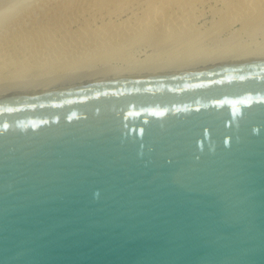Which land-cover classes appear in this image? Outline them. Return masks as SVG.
Here are the masks:
<instances>
[{
  "label": "water",
  "instance_id": "95a60500",
  "mask_svg": "<svg viewBox=\"0 0 264 264\" xmlns=\"http://www.w3.org/2000/svg\"><path fill=\"white\" fill-rule=\"evenodd\" d=\"M0 264H264V59L0 100Z\"/></svg>",
  "mask_w": 264,
  "mask_h": 264
},
{
  "label": "bare ground",
  "instance_id": "6f19581e",
  "mask_svg": "<svg viewBox=\"0 0 264 264\" xmlns=\"http://www.w3.org/2000/svg\"><path fill=\"white\" fill-rule=\"evenodd\" d=\"M204 2L205 0H147L138 12L139 15L131 11L132 15L129 13V16L120 19L128 13L130 5L141 2L0 0V99L51 91L69 83L95 78L100 81L117 77L150 79L227 65L229 62L264 59V45L259 48L245 47L240 51L227 53L228 55L192 58L191 47L198 37L197 26L194 27L193 24L196 20L193 12ZM12 6H17L13 10L15 14L6 16L5 10ZM225 8L227 16L230 13L238 14L243 26L258 24L264 17V0H226ZM85 12L89 14V18L85 19V27L77 33H72L69 29L70 32L66 31V25L77 20L75 14ZM101 17L107 21L100 22L98 28H89L92 22ZM58 34L59 37L56 38ZM60 34H63L61 38ZM133 39L137 43L152 41L161 50L172 48V60L146 62L133 68L106 66L89 72L84 68L100 60L121 58L129 47L128 41ZM180 48L186 50L177 58Z\"/></svg>",
  "mask_w": 264,
  "mask_h": 264
},
{
  "label": "rangeland",
  "instance_id": "374dc122",
  "mask_svg": "<svg viewBox=\"0 0 264 264\" xmlns=\"http://www.w3.org/2000/svg\"><path fill=\"white\" fill-rule=\"evenodd\" d=\"M141 4H132L130 5L131 7L128 9V13L124 14L120 19H123V17L129 16L132 12H138L141 11V7L143 4L147 3V0H139ZM223 1V2H222ZM226 0H205V2L200 5L197 9L194 10V19L196 20L193 21L194 27L198 29L196 31L197 35V40L194 42L192 45V54L191 57L195 59H203L206 57H212L215 55H226L227 53L234 52L236 50L240 51L242 48L244 49L245 47H253L256 48L263 47L264 45V17L258 24H253L250 26H243L241 22V17H239L238 14L232 13L233 15H228L226 11ZM132 8V10H131ZM225 8V9H224ZM20 9V8H19ZM17 9V11L19 10ZM203 9V10H201ZM16 10V9H15ZM138 10V11H137ZM130 11V12H129ZM201 11V12H200ZM130 13V14H129ZM196 13V15H195ZM226 14L222 16L221 14ZM81 13L78 15L77 13L75 16L77 17V20H74L70 24L66 25V28L68 32L69 30L72 31V33H77L82 30V28L85 27V19L89 18V14ZM229 14V12H228ZM78 15V16H77ZM132 15V14H131ZM139 15V14H138ZM235 15V16H234ZM84 16V17H81ZM196 16V17H195ZM200 16V17H198ZM227 20H226V18ZM230 16V17H229ZM232 16V17H231ZM222 18V20H221ZM98 19V20H97ZM95 22L91 23L89 28L95 29L100 27L101 23L103 21H107V19L104 20L103 17L97 18ZM229 19V20H228ZM232 19V21H231ZM236 19V20H234ZM84 20V21H83ZM102 20V21H101ZM238 20V21H237ZM195 22V23H194ZM228 22V23H227ZM65 28V29H66ZM64 29V30H65ZM69 29V30H68ZM220 29V30H218ZM221 31V32H220ZM204 33V34H203ZM200 35V36H199ZM63 36V34H62ZM60 34V38L62 37ZM205 36V37H204ZM59 37V34L56 36V38ZM129 44L124 53L122 54L121 58H110L109 61L107 60H100L98 62L90 63L86 67H84L86 70L92 71L94 68H103L106 66L110 67H119V68H124V67H137L139 65H143L146 62L150 63H160V62H168L169 60H172V48H165L161 50V48H158L157 45L152 44V41H145L137 43L135 39L128 41ZM151 43V44H150ZM261 45V46H260ZM201 49V50H200ZM240 49V50H239ZM184 50L186 48H180V51H178V57L182 56V53L184 54ZM200 50V51H199ZM163 51V52H162ZM169 51V52H168ZM171 52V53H170ZM227 54V55H228ZM195 55V56H194ZM197 56V57H196ZM205 56V57H203ZM145 57V58H144ZM116 58V59H115ZM169 58V59H168ZM176 59V58H173ZM102 61V62H101ZM157 61V62H156ZM160 61V62H159ZM1 63V62H0ZM106 63V64H105ZM141 63V64H140ZM234 62H229L228 64H231ZM136 65V66H134ZM226 65V64H225ZM224 65H219V66H210L206 67L197 71L189 72V73H182L178 75H165L161 77H154L150 79H158V78H170V77H176V76H182V75H188L191 73L199 72V71H204V70H209L213 68H218ZM98 80V81H97ZM105 80V81H103ZM118 80H139L138 78H124V77H117V78H108V79H90L86 80L83 82H78V83H69L65 86L54 88L53 90H47V91H42L39 93H34L31 95H24V96H32V95H39V94H45V93H52V92H57L61 90H66V89H71L75 87H80V86H85V85H90V84H95V83H100V82H109V81H118ZM15 97H23V96H13V97H5L4 99L0 100H5V99H10V98H15Z\"/></svg>",
  "mask_w": 264,
  "mask_h": 264
},
{
  "label": "clouds",
  "instance_id": "9594fccd",
  "mask_svg": "<svg viewBox=\"0 0 264 264\" xmlns=\"http://www.w3.org/2000/svg\"><path fill=\"white\" fill-rule=\"evenodd\" d=\"M16 7H17V6H12L11 9H6L4 14H5L6 16H7V15H14L15 12H14L13 10L16 9Z\"/></svg>",
  "mask_w": 264,
  "mask_h": 264
}]
</instances>
